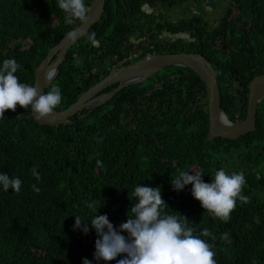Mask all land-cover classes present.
Listing matches in <instances>:
<instances>
[{"label": "trees", "instance_id": "1", "mask_svg": "<svg viewBox=\"0 0 264 264\" xmlns=\"http://www.w3.org/2000/svg\"><path fill=\"white\" fill-rule=\"evenodd\" d=\"M90 1L84 0L87 7ZM116 1L115 12L112 0H106L100 22L89 31L101 40L99 48L85 37L81 40L79 60L84 64L82 69L88 67V75L80 93L109 74L112 58L118 56L114 49L122 39L133 36L128 16L134 19L136 13H130V5L140 6L141 2ZM237 1L253 27H262L263 46L264 0ZM35 9L41 11L38 19L30 14ZM63 16L56 0H0V59L14 58L22 66L16 73L21 82L34 84V71L66 32L78 26L79 22L65 25ZM23 46L26 49L22 50ZM72 55L74 52L60 70L57 85L52 86L59 88L62 96L56 109H66L78 95L69 97L77 73L73 82L65 73ZM74 62L72 59L70 73L76 68ZM144 92L139 85L130 86L91 116L77 120L76 115L71 119L73 126L62 125L58 130L38 127L28 108L17 105L15 111H5L6 118L0 119V171L20 177L22 183L19 192H0V264H81V258L96 264L92 257L97 237L91 229L87 235L73 231V215L87 220L92 213L82 202L95 199L97 207L103 205L97 214H106L115 227L126 220L128 209L130 214L134 203L131 192L139 183L159 186L168 206L165 211L186 217L197 234L204 228L209 230L214 239H204L213 245L216 264L264 259V222L250 224L239 211L248 199L237 201L240 206H235L223 222L192 198L191 185L180 192L170 187V179L181 170L202 169L205 182L217 170L209 165L206 150L209 145L215 150L223 141L208 143V111L171 110L164 105L153 110L159 94L144 98ZM197 126L203 131L199 133ZM252 139L225 143L234 146ZM34 165L40 174L38 183L30 172ZM33 184L39 191H33Z\"/></svg>", "mask_w": 264, "mask_h": 264}, {"label": "flooded vegetation", "instance_id": "2", "mask_svg": "<svg viewBox=\"0 0 264 264\" xmlns=\"http://www.w3.org/2000/svg\"><path fill=\"white\" fill-rule=\"evenodd\" d=\"M140 2V6L130 5V13H136L134 19L131 14L128 16L133 36L120 43L115 37L119 46L114 49L116 55L125 58L118 65H127L149 54L198 53L216 71L221 108L227 120L234 124L244 122L251 97L250 85L255 78L264 76L262 27H253L237 0ZM112 4L116 12L118 1L112 0ZM18 10L16 6L15 12ZM40 13L35 9L30 14L38 19ZM54 23L55 18L52 27ZM135 55L137 58L133 59ZM140 87L145 90L144 98L159 94L153 110H157L158 105L171 110L208 109L206 86L193 71L170 68L154 74L146 87ZM142 105L147 108L146 103ZM196 128L199 133L203 131V128ZM247 137L253 139L234 146L225 143L230 141L216 140L223 142L217 143L213 151L209 145L206 153L213 169L214 166L224 167L227 172L244 175L246 184L242 189L243 195L248 196V203L239 211L248 223L259 224L261 220L264 222V96L257 103L255 132L238 142ZM248 264H264V259L257 258Z\"/></svg>", "mask_w": 264, "mask_h": 264}, {"label": "clouds", "instance_id": "3", "mask_svg": "<svg viewBox=\"0 0 264 264\" xmlns=\"http://www.w3.org/2000/svg\"><path fill=\"white\" fill-rule=\"evenodd\" d=\"M56 6L64 14L63 20L65 25H74L79 22L77 27L70 28L66 32L65 39L75 41L81 36H85L89 44L98 49L100 42L95 39V33L88 32L85 35L83 31V26L89 19V8L85 5L84 0H56ZM240 7L243 11V6ZM83 38L80 39L79 47L75 46L77 48L75 51H73V48H75L73 47L67 53L65 61L60 67L61 70L66 64L69 54L74 52V55L71 56L72 58L68 59L66 66L68 71H65V73L68 75L67 79H69L70 82L74 81L73 75L77 73L76 83H74L73 88L70 87L69 95V97H73L78 93L76 101L89 88L94 86L92 85L82 93L79 92L82 81H84L88 75V67H83L82 69L84 64L79 60V49ZM97 43H99V45ZM28 44L29 43H27V45ZM262 48H264V45ZM24 49H26V46H23L22 50ZM165 54L168 53L160 55ZM150 55L157 54H149L144 57ZM136 58V55L133 56V59ZM72 59L75 61L74 64L76 68L73 69V73H70ZM140 59H136L127 65L120 66L118 64H122L125 58L114 56L112 58L113 66L109 68V72L112 69L129 66ZM170 68L177 69L182 67ZM21 69L22 66L14 58L0 59V119L6 118V110L15 111L17 105L22 109H29L30 119H32L30 111L36 119H42L51 114L54 109L64 110L56 109L61 103L62 96L59 88L52 87L53 85H57L60 74L53 85L43 92L34 86V84L20 81L16 73ZM90 69V72H94L93 68ZM54 76V71L45 73L46 80H52ZM114 86L115 85L109 88V90L106 89L98 94L106 93L116 87ZM76 87H78V90H76ZM98 94L95 97H98ZM107 103L97 107V109L93 110L89 115L91 116L96 110ZM72 105H74V103ZM87 114L88 108L84 107L81 113H76L74 116L77 115V120H83L89 116ZM74 116L69 118L64 125L73 126L75 121L71 119ZM223 122L226 124L230 123L226 117H224ZM34 123L38 127L40 126L36 122ZM40 127L45 128L51 126ZM54 128L58 130L60 127ZM30 172L38 183L40 181V174L37 171V166L34 165L30 169ZM204 175L202 169L195 172L181 170L176 174L175 178L170 179V187L173 191L180 192L184 190L186 186L191 185L190 194L194 200L199 202L200 207L211 216L226 222L235 206H240L236 205L237 201L247 202L248 197L242 194V188L246 184L245 177L239 172H227L224 167L215 170L207 182L202 178ZM21 183L20 177L0 171V192H9V190L12 192H19ZM32 188L33 191H39L36 184H33ZM131 196L134 198V203L131 204L130 214L128 209L126 220L115 227L113 223L109 221L106 214H97L98 209L103 205L97 207V201L95 199L84 200L82 202L83 207L92 213L87 220H82L79 215H73V231H80L82 234L87 235L91 229L97 237L94 242L92 257V260L96 261V264H101V262H103V264H108L110 261H115V264H216L213 245L209 243L207 239H204V237L214 239L209 230L204 228L197 234L195 230L189 226L186 217L177 212H174L177 214L167 213L165 211V206H167V204L161 197V188L159 186L151 187L142 185L141 183L136 184L131 192ZM70 242L73 245L72 241ZM81 264H92V261L88 258H81Z\"/></svg>", "mask_w": 264, "mask_h": 264}, {"label": "water", "instance_id": "4", "mask_svg": "<svg viewBox=\"0 0 264 264\" xmlns=\"http://www.w3.org/2000/svg\"><path fill=\"white\" fill-rule=\"evenodd\" d=\"M106 0H91L89 3V19L83 26V31L86 35L90 29L101 20L104 12ZM66 40L65 38L59 42L46 56L44 61L34 72V86L45 92L57 80L60 74V67L65 61L67 53L73 47H79L80 39ZM170 67H182L195 72L201 82L207 89L208 99V118L209 131L208 143L216 140H224L236 142L255 132V121L257 113V103L264 96V76L255 78L251 85V97L247 111L246 120L240 124L224 123L226 117L221 108V95L217 82V74L209 62L198 53H180V54H165V55H150L141 58L139 61L119 69H112L109 74L102 80L89 88L71 107L64 110H55L42 119H36L30 111V116L34 122L40 126H51L59 128L66 124L69 118L76 113H81L84 107L88 108V114H91L97 107L109 102L121 91L129 86L143 83L151 78L154 74L162 72ZM54 71L55 76L52 80L45 79V73ZM116 87L102 94L106 89ZM97 94L99 95L98 97ZM87 102V104H86ZM84 117V116H83ZM71 124V123H69Z\"/></svg>", "mask_w": 264, "mask_h": 264}, {"label": "rangeland", "instance_id": "5", "mask_svg": "<svg viewBox=\"0 0 264 264\" xmlns=\"http://www.w3.org/2000/svg\"><path fill=\"white\" fill-rule=\"evenodd\" d=\"M77 48L75 47V48H73V51H75ZM148 82H149V80H147L146 82H144L143 84H139L140 86H142V87H146L147 86V84H148Z\"/></svg>", "mask_w": 264, "mask_h": 264}]
</instances>
